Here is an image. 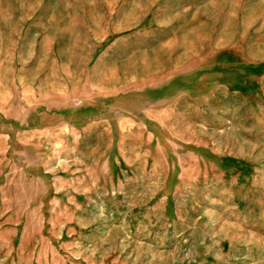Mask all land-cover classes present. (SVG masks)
Returning a JSON list of instances; mask_svg holds the SVG:
<instances>
[{
	"label": "rangeland",
	"instance_id": "rangeland-1",
	"mask_svg": "<svg viewBox=\"0 0 264 264\" xmlns=\"http://www.w3.org/2000/svg\"><path fill=\"white\" fill-rule=\"evenodd\" d=\"M177 29H196L202 39L188 60L197 67L180 72V87L173 86L179 73L170 66L147 75L132 71L129 81L120 76L123 65L136 67L141 51L156 43L172 50L167 37ZM156 32L166 39L157 40ZM241 74L243 79L236 77ZM224 77L229 85H251L239 97V121L263 147L264 0H0V182L4 192L16 193L0 207L19 212L0 214V264H88L104 255L125 256L128 264H191L201 252L184 239L188 222L195 225L196 243L204 236L208 242L210 236L227 237L226 247L243 257L241 264H264V167H254L261 160L246 153L244 167L235 165L219 152L182 141L171 120L154 116L179 92L207 93ZM183 122L188 132L189 121ZM97 124L108 136H78L91 146L81 145L78 157L69 152L68 161L44 170V128L58 127L59 135L62 126L71 145L77 130ZM156 161L163 170L158 186L165 198L159 201L149 194L145 199L140 184L143 175H155ZM125 166V199L118 190L89 201L48 193L60 171L116 183ZM198 178H223V191L209 193L212 185L192 181ZM81 203L96 214L76 215Z\"/></svg>",
	"mask_w": 264,
	"mask_h": 264
},
{
	"label": "crops",
	"instance_id": "crops-1",
	"mask_svg": "<svg viewBox=\"0 0 264 264\" xmlns=\"http://www.w3.org/2000/svg\"><path fill=\"white\" fill-rule=\"evenodd\" d=\"M233 4V6L237 7V2ZM91 22H96V19H91ZM130 22V19H122L121 23H128ZM229 26L227 25L225 28V31H228ZM158 32H156L155 38L157 40H163L166 39L164 36H162L160 33V37H157ZM197 31L196 29L192 30L191 33H184L180 32V29L174 30L172 34H170L167 39L171 40L172 44V50L165 49L164 42L156 43L154 48H150V52L148 50H144V53L141 51V56L143 55V58L141 57L139 63L136 62V67L131 65V61L128 62L129 65L125 66L123 65L124 69L122 70V73L120 76L126 77V79L129 81L131 78V72H139L142 75H147L148 72L154 71L155 72H161L164 71V67H172L176 72L179 73L178 78L175 79V82L173 86L176 88L177 85H181V79L182 77L185 78V74L183 76L180 75V72H189L192 71V69H195L197 65L194 64L190 65L188 63V60L191 56H195L196 54V47L197 42L202 41V39L197 38ZM218 44H222V41L217 42ZM225 43V39H223V44ZM147 48V47H144ZM193 49L194 51H191ZM138 52H140L138 50ZM171 64V65H169ZM122 68V67H121ZM205 68V67H203ZM250 71L253 70L249 66ZM256 68V69H255ZM255 73L259 72L257 67L255 66ZM238 71V70H237ZM187 75V74H186ZM189 79H186L189 83L190 77L187 76ZM237 78L243 79V75L236 76ZM192 78V77H191ZM220 78V77H219ZM116 81H119V77L113 78ZM145 80L147 77L145 76ZM259 80L257 77V74L253 75V80ZM183 81V80H182ZM114 82V81H113ZM216 85L211 88L207 93L203 94H195V92L186 90L179 92L178 95H175L170 100V105L166 107H156L154 116L157 120H171L173 122L172 128L178 130V137L182 141H193L196 142L197 146H204L203 149H206L208 152L211 153V151L219 152L220 157L223 159L231 158V160L234 161L235 165H240L241 167H244L245 158L247 157L246 153H249L253 158L257 159L258 161L261 160V162H258L257 164H254L255 169L256 168H263L264 167V145L261 147V140L256 141V145L252 137L250 135L244 132V127L242 123L239 121L242 119L240 118L239 113H241V109L238 107V104L240 103V96L242 97L245 93L248 94L252 87L244 86L241 84H235V85H229V82L227 78H223V81H216ZM180 87V86H179ZM178 87V88H179ZM180 89V88H179ZM248 92V93H247ZM245 98V97H244ZM162 103V101H161ZM260 107V106H259ZM152 113V112H151ZM100 120H104L100 119ZM189 121L188 127L186 128L188 132L185 131V127L182 125H185L183 121ZM183 122V123H182ZM94 125V124H93ZM78 133H75L76 139H74V142H72L71 145L68 144L69 141V133L65 129L60 126L59 128V135L58 134V127L55 128H44L43 129V148H41V152L48 153L47 158L45 156V162L43 164L44 170L49 171L56 169V167H59L64 162L68 161V156H71L72 154L69 152H74V157L76 158V155L78 157V152L80 151L81 145H85L87 143H84L88 140H84L81 138L79 139L78 136H86V137H97L102 138L108 136L107 128L105 127H99L97 124V127L89 126L86 129L77 130ZM194 131V132H193ZM63 132V133H62ZM193 132V133H192ZM192 133V134H191ZM193 135L192 139H186L185 137L188 135L189 137ZM247 134V135H246ZM6 135V134H5ZM4 136V135H3ZM58 136V140H56V137ZM49 138V139H48ZM53 139V142H52ZM250 139L247 144L245 145V141ZM53 143V144H52ZM91 146L90 144L85 145ZM2 147V146H1ZM4 147V146H3ZM49 148V150H48ZM51 148V149H50ZM100 148V147H99ZM101 151V150H99ZM104 151H111V150H104ZM82 153H79V160L80 164L82 163V158L84 159V156L81 155ZM214 157V156H212ZM123 162L127 163L126 157L123 155L122 157ZM123 163V164H124ZM218 167H223L222 165H218ZM226 167V166H224ZM78 168V167H77ZM63 168H60L59 170H62ZM59 174V176H54V181H50L49 191L51 195L54 194V191L58 192L56 193L58 196H61L63 200H67L69 195L73 199L77 201H89L94 200L96 198L100 199H107L109 194L116 193L118 190V196L122 194V196L125 199L126 193L129 191L126 186L129 185V179L126 177L127 168L125 166L121 167V175L122 178L118 179L115 183L114 179L112 181L108 182L107 179L104 181L96 180L95 178H90L91 175H84L81 176H66L62 172ZM206 176V175H205ZM193 182L197 183H204V185L211 184L212 186L209 188L211 191L209 193H214L215 196L217 193L223 190L221 189V184L223 182V178H215V179H202V181L198 179L192 180ZM161 182L163 184V170H162V164L156 161L155 163V175L148 176L143 175L141 177L140 184L143 186V193L145 194V199H147V194L150 200L159 201L164 200V192L163 187H159L158 184ZM3 182H0V201L11 199L13 202L16 198V193H12L11 196L4 192ZM117 185V186H116ZM115 186L117 188H115ZM152 186H155V191H148L149 188ZM217 189V190H216ZM111 192V193H110ZM236 194H233L234 200L240 201ZM112 195L109 197L111 198ZM82 204V205H81ZM77 205L75 209V214L78 216H90L96 214L93 210H90V206H85L83 203ZM89 204V203H88ZM89 206V207H88ZM121 210H124L121 209ZM103 212V210H102ZM117 211H111L110 214H116ZM131 213V210L127 211L124 214ZM249 213V211H247ZM252 213V212H251ZM0 214L1 215H19L18 211H15V208L12 207H0ZM44 214V212H43ZM162 216L164 215L163 212L159 213ZM253 214V213H252ZM169 215V214H168ZM174 215V214H173ZM187 215H191L190 210H187ZM200 216V215H199ZM179 220V219H178ZM188 229L186 230V234L184 239L189 240V244L192 247H198L200 249V252H197L196 255L190 260L191 264H241L240 261L244 260L242 256L240 255H233L232 252L226 247L227 245V237H222L221 239H216L210 236L211 241L208 242V237L204 236L203 238L199 239V243H196L194 237H192V234H195L196 228L195 225H193V228L190 226V223H187ZM14 226V225H13ZM16 226V225H15ZM17 227V226H16ZM3 228V226L1 227ZM183 230V229H182ZM174 231V230H173ZM184 231V230H183ZM180 232H182L180 230ZM209 239V240H210ZM102 241H100L101 243ZM224 242L225 245L222 246V248H219V243ZM0 244L3 247L4 243L3 240L0 239ZM92 244V243H91ZM12 245H15V242L12 241ZM86 246V245H84ZM95 247V246H94ZM102 247V246H100ZM214 247H217L216 251H212ZM244 248V246H242ZM203 248H207L209 250H204ZM105 255L101 257V260L95 259L97 261H86L88 264H128L129 262L128 258L123 256L124 258H108L105 259ZM127 259V261H126ZM254 262L258 263L260 259H253ZM67 262V261H66ZM255 263V264H256ZM76 264H85L84 261H77ZM245 264H249V262H246ZM254 264V263H253Z\"/></svg>",
	"mask_w": 264,
	"mask_h": 264
}]
</instances>
